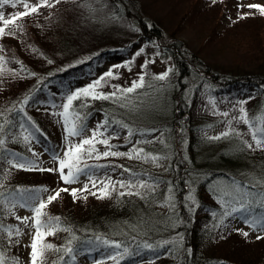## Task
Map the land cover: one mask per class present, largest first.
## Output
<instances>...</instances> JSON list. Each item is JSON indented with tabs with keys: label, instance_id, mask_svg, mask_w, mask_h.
I'll use <instances>...</instances> for the list:
<instances>
[{
	"label": "trees",
	"instance_id": "1",
	"mask_svg": "<svg viewBox=\"0 0 264 264\" xmlns=\"http://www.w3.org/2000/svg\"><path fill=\"white\" fill-rule=\"evenodd\" d=\"M206 2H211V0H123L127 11L138 25L150 22V25L145 27L142 32L117 30L100 22H94L77 33L60 31L56 38L58 42H50L53 41V36L42 32V29L36 24L37 20L43 23V16L47 15L50 10L46 6H42L40 9L42 15L30 13L18 18V22L27 29V39L21 41L18 37L10 35H5L0 39V45H3L0 55L6 58L3 68L0 69V112L5 111L13 100L32 88L41 75L52 72L53 75L48 77V87L54 84L59 90L60 82L69 81L75 73H89L92 76L95 65L104 64L106 58L121 55L123 60L128 59L131 54L136 52L137 48L144 46L149 39L160 43V51L171 57L169 60L158 56L155 58V63H152L154 45L148 44L145 53H141L132 62L131 70L121 66L119 69H114V71L120 72V76L106 78L110 80V84L128 86L141 71L139 66L145 56L149 58L150 63L144 69L146 72L145 87L138 88L134 93L129 94L130 103L136 107L135 111L121 108L109 100L98 99L83 107L82 112L85 114L84 119L87 120V123L95 114H99V119L115 116L119 120L121 117H130L136 127L165 129L164 142L157 140L151 143H142L139 146L144 147L146 151L167 152L165 144H170L171 151L176 154L172 156L170 164L167 161L163 162V168H167V171H164L161 166L153 164L151 159L144 160L134 155L132 157L107 156L101 157L99 161L89 160L86 162H109L110 167L98 171L96 173L98 176L105 172L110 175L112 168H115L118 178L126 179L131 175L126 170L127 168H131L134 173L147 172L159 175L165 180V183L157 187L155 193L157 200L164 198L167 180L172 179L175 184V212L178 216L183 217L184 223L165 231L161 225L170 215L166 203L163 205L153 204L151 208H146L140 197L128 196L127 193L120 196L119 193L123 189L118 186L111 191L110 195L101 196L96 191L101 187L99 183L95 187L90 185L84 192H78L75 200H73L71 192L61 191L59 196L49 202L45 208L47 213L60 216L62 223L66 221L77 229L78 234L83 233L87 228L90 230L87 233L89 235L103 234L122 240L127 239L128 235L137 234L135 232L136 217L141 214V210H144L152 216L153 220L154 232L149 234L148 239L167 238L176 231L183 235V243L192 247V253L187 255L184 260H181L175 252L168 257L158 255L154 258L152 251L140 249L136 255L128 256L120 261V264H140L141 260L144 261V264H264V238L248 239L234 230L236 227H248L243 224V218H240L238 222L231 221V226L225 233H221L218 228L214 227V218L211 216V212L218 209L219 205L209 187L211 181L217 178L234 177L241 181L251 180L250 173L264 172V150L235 152L231 150L232 141L230 138L202 139L204 133L201 132V129H205L206 135L211 137L217 132L223 131L228 118L223 117L215 109L218 108L221 111L229 109L231 104L238 99L252 95L253 89H256L253 98L247 100L245 104L249 119L254 123L264 121V92L257 88V85L264 84V14H260L256 9L240 8L241 12L253 14L236 20L237 8L234 6L235 3L238 4L239 0H217L215 4ZM56 7L54 5L53 10ZM13 9L11 4L0 6V10L6 14L13 12ZM120 10L124 11L125 9L121 7ZM229 17L232 19L230 20ZM7 27L5 26L6 31ZM187 27L193 30L196 35L198 45L194 49L190 48L188 43L180 37ZM27 45L35 46L37 51H32ZM121 46H123V50H117ZM53 48L57 49L55 55L52 53ZM40 51L54 62L48 63L45 56L39 55ZM93 52H98L99 56L80 64H71L73 60ZM17 61L23 62L27 68L38 75L33 77L18 73L13 78L10 69L19 67ZM164 62L174 65L176 74L173 77V82L167 83L166 89L157 90V85L165 82L157 81L154 74L166 69L168 64L164 67L157 65V63ZM65 63L71 66L63 71H56ZM110 84H105L101 90L112 91ZM193 84H195L194 91ZM204 84L209 87L204 88ZM185 89H187V95ZM36 95L41 99L50 98L42 86ZM208 96L215 97V104L208 99ZM161 98L167 111L159 109ZM39 106L28 107L27 111L37 120L43 130L38 134L40 135L39 143H45L51 149L58 143L55 137L57 126L52 118L53 115L43 109L38 110ZM232 115H239L238 110H231L229 116ZM234 125L242 130L245 139L251 141V133L243 121L234 122ZM180 126L186 129L183 135L187 137V142L182 146L179 142ZM112 127L120 132L118 137H114L110 141L111 144L116 145L113 148L114 151H122L119 148L120 145L131 148L137 139L150 140L151 136L158 135V133L139 134L134 132L128 143H125L127 129L118 124H114ZM169 136L171 139H168ZM77 139L79 138L76 137L75 140ZM8 147L31 155L23 143L9 140ZM97 147L99 150L105 148L103 144H98ZM122 152H126V150ZM183 155H187L191 163L185 161ZM121 164L125 165V168H120ZM178 165L179 167H177ZM6 166H0V176L3 174V167ZM52 166L51 161L44 168ZM193 167L201 173H211V175H205L197 185V198L200 203L194 209L189 210L184 202L185 193L188 191L185 182L188 179L186 172L191 171ZM55 177H58L56 171H26L13 168L5 183L48 185V182ZM63 187L71 188V186ZM74 187L82 188L83 182ZM2 208L3 206L0 204V209ZM9 223L19 224L23 232L19 238L20 243L12 246L10 251L4 247L6 240L0 239V251L4 252L5 264H13V255L18 257L20 264H28L30 247L22 238L31 230V221L25 225L23 222L16 221L13 216L0 217V225H4V227H0V237L6 235V225ZM213 232L217 233L220 238L213 239ZM256 234L254 230H250V235ZM67 237L68 233L61 228L44 239L46 242L59 246L64 244ZM159 251L157 250V252ZM61 254L56 250H49L45 257V264H53V261L60 264L58 257ZM79 255L77 264H80L82 259ZM103 264H112V262L104 261Z\"/></svg>",
	"mask_w": 264,
	"mask_h": 264
},
{
	"label": "snow or ice",
	"instance_id": "2",
	"mask_svg": "<svg viewBox=\"0 0 264 264\" xmlns=\"http://www.w3.org/2000/svg\"><path fill=\"white\" fill-rule=\"evenodd\" d=\"M213 4L217 0H211ZM11 4L13 7L22 4L23 10H16L11 13H5L0 10V39L5 35L18 37L21 41L28 38L27 29L18 22V18L24 17L28 14H40L42 6L50 9L47 15L43 16V23L40 20L36 21L38 27L42 32H47L53 36V41L58 42L56 39L60 31L68 33H77L86 29L94 22L116 28L117 30H131L135 33H140L143 29L150 25V22L137 24L127 11L126 5L123 0H0V6ZM57 6L53 10V6ZM63 5V7H61ZM124 7V11H121ZM244 7L237 4V12L235 19L239 20L253 13L241 12L239 9ZM246 7L256 9L260 14H264V4L254 3ZM231 20L232 18L229 17ZM7 27V31L6 28ZM59 30V31H58ZM148 44L154 45L151 62L155 63L156 57L163 59H171L165 52L160 51V43L149 39L144 46L137 48L134 54H131L128 59L122 60L120 63L110 65L106 71L102 72L99 76L91 79L89 82L72 86L71 84L61 83V88L53 91L48 87V77L53 75L52 72L41 75L37 79L35 85L28 89L22 96L13 100L5 111L0 112V166L3 167V174L0 176V204L3 208L0 209V217L13 216L16 221L23 222L25 225L31 221V226H34V233L30 240V253L28 264H45V257L49 250H56L62 253L58 259L60 264H77L78 255L81 253H92L103 249V255L99 258H93L92 264H103L104 261H111L112 264H120L128 256H134L140 249H146L153 252V257L163 255L168 257L175 252L180 256L181 260L187 258V255L192 253V247L183 243L184 237L180 232H172L170 236L155 237L148 239L150 233L154 232L152 216L148 212L141 210V214L136 217L135 232L136 235H128L125 240L118 238H110L108 235L103 234H87L90 230L84 229L83 233L78 234L77 229L70 226L66 221L62 223L60 216H54L45 211L46 205L53 201L61 191H69L73 196V200L77 199L78 192H84L89 186L95 187L97 183L101 187L96 191L101 196H108L111 191L116 189L117 186L123 191L119 193L120 196L127 193L128 196L135 195L144 201L146 208H151L153 204H167L170 215L166 218V222L161 225L165 231L176 225L183 224L184 219L178 216L175 212L176 197L174 195L175 184L172 179L167 180L166 195L163 199H155L157 187L165 183V180L159 175H154L147 172L134 173L131 168L126 170L131 174L128 178H113L105 172L101 176L96 173L107 167H110L109 162L103 163H87L86 161L95 160L99 161L101 157L107 156H128L133 155L148 160L151 159L153 164L163 168V162H171L172 156L175 152L171 151L172 146L165 144L168 149L167 152L161 151H146L144 147H140L142 143H151L154 141L164 142L165 129L158 130L156 127H136L131 121L130 117H121L119 120L115 117H104L97 120L96 125L92 128L88 127L87 120L84 119L82 108L90 105L93 100H109L121 108H129L133 111L136 107L130 103L129 94L134 93L138 88L145 87V75L147 65L150 60L147 56L140 64V69L137 73V78L131 81V84L124 86L121 84H110V80L106 78H114L120 76L119 69L121 66L127 67L131 70L132 62L141 53H145ZM32 51H37L33 45H27ZM3 49V45H0ZM123 50V46L120 49ZM62 51V50H61ZM53 55L57 54V49H52ZM39 55L45 56V53L40 51ZM98 52H93L89 55L81 56L71 62L72 65L80 64L83 61H89L93 57H98ZM5 56L0 55V69L3 68ZM48 63H53L52 59L45 56ZM19 67L11 68L10 73L13 78L18 73L24 76L36 77L38 74L27 68L23 62L17 61ZM71 66L68 63L62 65L56 71H63L65 68ZM176 74L174 65L169 64L165 70L154 74L157 81H164L159 83L157 90L166 89L168 82H173V77ZM105 84H110L112 91L101 90ZM41 86L48 92L47 99L39 98L36 93L40 90ZM208 88L207 84L203 85ZM151 87V86H149ZM195 90V84L192 86ZM257 88L264 92V84L257 85ZM256 89H253V94L244 98L238 99L235 103L231 104L229 109L221 111L215 109L223 117L228 118L224 130L217 132L214 136H207L205 129H201L204 133L202 139L219 140L223 138H230L232 141V149L235 152H244L246 150L261 149L264 150V121L261 123H254L249 119L248 110L245 107L246 101L252 99ZM187 95V89H185ZM58 97V99H57ZM208 99L215 104V97L208 96ZM227 99V98H225ZM33 105H47L43 111L50 115L60 118L63 124L64 135L66 143L61 150L57 148H45L49 153L50 160L53 163L52 167L45 169L40 159L41 153L37 152L32 147L33 142L39 143L40 133L43 132L37 120L29 114L28 107ZM161 111H167L163 99L159 104ZM237 109L239 115L229 116L231 110ZM40 110V109H38ZM243 121L247 125V130L251 133V141L245 139L242 130L235 127V123ZM118 124L119 126L127 129L125 133V143L133 136L134 132L139 134L158 133V135L151 136L150 140L141 141L136 140V143L131 146L127 152L114 151L116 145L110 143L114 137H118L120 132L112 126ZM170 131V130H169ZM186 131L182 126L179 127L181 136L179 142L181 146L187 142V137L183 135ZM91 134H87V133ZM73 137L79 139L73 140ZM168 139H171L169 136ZM9 140L13 142L23 143L31 155H26L24 152L17 151L8 147ZM103 144L104 150H99L97 145ZM183 159L191 163L187 155H183ZM82 161H85L82 163ZM120 168H125V165H119ZM179 167V165L177 166ZM20 169L26 171H56L58 172V179L66 184H72L79 180L81 175L87 176L88 179L84 181L82 188H64L59 186L54 190H50L47 185H23V184H6L5 181L11 175V169ZM115 171V168L111 169ZM211 173L204 174L196 170L195 167L191 171L186 172L188 177L185 182L188 191L185 193L184 202L189 210L194 209L199 205L200 201L197 198V185L205 177ZM251 180H237L234 177L225 179H215L210 183V192L214 194L215 200L218 202V209L211 212L214 218V227L218 228L221 233H225L231 226V221L243 218V224L248 226L246 228L236 227L234 230L248 239L259 240L264 238V172L259 174L250 173ZM47 193V194H46ZM46 194V195H45ZM21 206L30 211L31 216L17 215L16 208ZM259 209V211H257ZM4 227V225H0ZM63 229L68 233L63 245H56L45 241V237L49 234H54L58 229ZM6 235L0 239L6 240L4 245L9 251L12 246L20 243V236L23 229L19 224H7ZM250 230H254L257 234L250 235ZM15 238V239H14ZM212 238H220L215 232L212 233ZM157 250H160L157 252ZM13 264H20L17 256H12ZM0 264H5L4 252L0 251ZM56 264V261H53ZM140 264H144L141 260Z\"/></svg>",
	"mask_w": 264,
	"mask_h": 264
},
{
	"label": "rangeland",
	"instance_id": "3",
	"mask_svg": "<svg viewBox=\"0 0 264 264\" xmlns=\"http://www.w3.org/2000/svg\"><path fill=\"white\" fill-rule=\"evenodd\" d=\"M241 1V3H239ZM32 2H34V0H32ZM239 2H237L240 5H243L244 7H241L243 9H248V7H246L249 4H254V3H260V4H264V0H239ZM208 4H211V2H206ZM236 7V3L235 6ZM16 10H23L22 4L17 5L16 7H14L13 12ZM225 21V20H224ZM181 38H183L189 45L190 48L194 49L197 47L198 43H197V39H196V35L193 32V30H191L189 27H187L184 32L180 35ZM123 60V57L121 55H113L110 58H106V62L104 64H100V65H95L94 67V72L93 75L90 76L89 73H75L74 76L71 77V79H69V81H65V84H71L72 86H77V85H81L84 83L89 82L91 79L99 76L102 72L106 71L107 68L115 63H120ZM158 62V61H157ZM166 64L169 65V62H164V63H157L158 67H164ZM49 88L52 89L54 92L57 91V88L54 84L49 85ZM59 89V87H58ZM47 99V98H45ZM46 106V105H45ZM44 105H40L39 109H43L45 107ZM47 107V106H46ZM52 118L55 120L56 123V130H55V137L58 141V143L55 145V148H57L58 150H61V155H62V147L65 145L66 143V138L64 135V129H63V124L62 121L60 120L59 117L57 116H52ZM100 120L99 119V114H95L88 122V127L92 128L96 125V121ZM87 134H91L90 132ZM73 140L76 139V137L72 138ZM33 147L36 149L37 152L41 153L40 159L42 161L43 167H45V165H49L51 163L50 157H49V153L47 151H45V148H49L47 144H43V143H36L33 142ZM54 148V147H53ZM119 148L124 151L126 150V152L130 149L129 146L126 145H120ZM50 149V148H49ZM135 156V155H134ZM116 171V170H115ZM115 171H112V173H110V176H112L114 179L118 178V175ZM98 176V175H97ZM120 177V176H119ZM88 177L81 175V177L79 178L78 181L72 183V184H66L63 181H60L58 179V177H55V179L53 178L51 181L48 182V188L50 190H54L55 188L59 187V186H65V187H74L75 185H78L83 182L85 180H87ZM47 194V193H46ZM45 194V195H46ZM16 214L23 216V215H28L31 216V213L29 210L24 209L21 206H17L16 208ZM240 220L237 219L236 221L238 222ZM35 229L34 226H32L31 230L26 233V235L22 238V240L26 243L27 246L30 247V240H31V236L34 233ZM25 245V246H26ZM30 252V250H29ZM103 249H100L98 251H94L93 253H81L79 256L82 258L80 261V264H92V259L93 258H99V256L103 255Z\"/></svg>",
	"mask_w": 264,
	"mask_h": 264
}]
</instances>
